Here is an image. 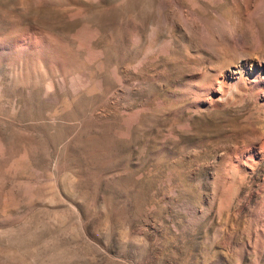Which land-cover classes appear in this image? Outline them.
<instances>
[{
    "label": "rangeland",
    "instance_id": "374dc122",
    "mask_svg": "<svg viewBox=\"0 0 264 264\" xmlns=\"http://www.w3.org/2000/svg\"><path fill=\"white\" fill-rule=\"evenodd\" d=\"M249 58L264 0H0V264H264Z\"/></svg>",
    "mask_w": 264,
    "mask_h": 264
},
{
    "label": "bare ground",
    "instance_id": "6f19581e",
    "mask_svg": "<svg viewBox=\"0 0 264 264\" xmlns=\"http://www.w3.org/2000/svg\"><path fill=\"white\" fill-rule=\"evenodd\" d=\"M218 82L220 91L232 96L249 89L264 92V63L249 58L234 65H227Z\"/></svg>",
    "mask_w": 264,
    "mask_h": 264
}]
</instances>
